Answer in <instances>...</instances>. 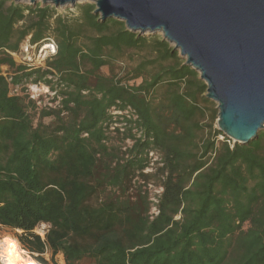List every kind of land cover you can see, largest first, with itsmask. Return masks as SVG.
I'll return each mask as SVG.
<instances>
[{
    "label": "trees",
    "instance_id": "16d2710c",
    "mask_svg": "<svg viewBox=\"0 0 264 264\" xmlns=\"http://www.w3.org/2000/svg\"><path fill=\"white\" fill-rule=\"evenodd\" d=\"M79 8L66 18L54 5L0 0V226L19 230L40 264L46 252L65 264H264V129L233 142L169 42L101 20L91 2ZM28 35L55 41L44 66L8 52ZM131 49L151 56L119 76ZM28 84L50 89L54 106ZM151 150L159 159L144 172ZM138 177L162 187L153 216Z\"/></svg>",
    "mask_w": 264,
    "mask_h": 264
},
{
    "label": "water",
    "instance_id": "95a60500",
    "mask_svg": "<svg viewBox=\"0 0 264 264\" xmlns=\"http://www.w3.org/2000/svg\"><path fill=\"white\" fill-rule=\"evenodd\" d=\"M54 6L91 2L101 20L160 32L206 84L217 128L246 144L264 129V0H14Z\"/></svg>",
    "mask_w": 264,
    "mask_h": 264
},
{
    "label": "rangeland",
    "instance_id": "374dc122",
    "mask_svg": "<svg viewBox=\"0 0 264 264\" xmlns=\"http://www.w3.org/2000/svg\"><path fill=\"white\" fill-rule=\"evenodd\" d=\"M39 2L40 1H37L36 3H39ZM83 3H84L83 1H79V2H76L75 5H73V6L72 5L55 6L56 13L57 14H61L62 16L66 17V18H74V17H76L80 13L79 5L80 4H83ZM144 35H146V36H151V35H154V36L155 35L162 36V34L160 32H157V33L145 32ZM149 56H151V55L148 53V51L146 49H143V50H136V49L127 50L123 54L122 58H120L117 61V63L115 64V71L118 73L119 76H124V75L127 76L126 72L128 70H130L133 66H135L139 62L140 59L145 58V57H149ZM28 58L32 59V61L35 63V65L36 64H42V62H38V60L36 61L35 56H33L31 54L28 55ZM180 58H181V60L184 61V58H182V57H180ZM14 59L18 63L19 62L22 63V61H23L20 55L19 56H15ZM1 71L5 75L9 72V70L7 69L6 66H2L1 67ZM101 72L107 74L109 72V68L107 66H104V67H102ZM139 81H140V79H136V80L129 81V83H134V82H139ZM30 92L34 95L35 98H38V97L42 96L41 101H39L40 104H42V105H48V106H54V104L52 102H50V98L52 97L53 93L50 91V89L46 88L45 85H39L37 88H35L33 90H30ZM210 102H212L214 104V107L217 109L216 103L213 102V101H210ZM216 119H217V116L215 117V121H214V124H213V126L215 128H217ZM207 120H208L207 117H205V119H203V121H205V122H207ZM112 132H114V131H112ZM221 138H222V136H219V139H221ZM126 142L127 143H130L129 140H127ZM151 171H153V169ZM149 172H150V170H149ZM150 182L153 183V181H150ZM139 183H140V185H142V189L143 190H145L146 188H148V185L146 183L142 182L141 178L138 177L136 179L135 183H134L133 189H136L137 186L139 185ZM153 184H155V183H153ZM155 186H157V185L155 184ZM153 187L154 186L149 187L150 190L153 191ZM19 233H20L19 230H12V229H8L6 227H1L0 226V244L3 242V240L5 238L11 237V238L15 239L16 242L19 244V247L23 251V255H25L29 259H33L34 260L35 259V256H38V254H36V253L31 254V253H29L28 251H26L22 247V245L20 244V242L17 240V237H16V235L19 234ZM42 256L47 260L48 264H65L64 263V259H63V257H62L61 254H56L54 256V258H51L50 253L49 252H46ZM0 264H3L2 261H1V258H0Z\"/></svg>",
    "mask_w": 264,
    "mask_h": 264
},
{
    "label": "built area",
    "instance_id": "2783aa9c",
    "mask_svg": "<svg viewBox=\"0 0 264 264\" xmlns=\"http://www.w3.org/2000/svg\"><path fill=\"white\" fill-rule=\"evenodd\" d=\"M30 35H28L20 44V48L19 51H8L13 58H15V56H21L22 63L23 64H27L30 66H44L45 65V61L50 58L53 54H55L56 52V43L53 40V38L51 37H47L45 41H43L42 43H30ZM33 55L36 58V61L38 60V62H42V64H36L32 61V59L28 58V55ZM39 85L36 84H28V93L30 94L31 97H34V95L30 92V90H33L35 88H37ZM47 88V87H46ZM35 98V97H34ZM148 157H149V165L144 169V172L147 171H151L153 169V164L156 160L159 159V156L157 154V152H155L154 150L149 151L148 153ZM148 188H146L148 191V198L151 201V207L149 210V214L150 216H153L155 214H157L158 209H157V202H158V198L159 195L162 191V187L161 186H155V184L148 182L147 183ZM154 186L153 187V191L150 190L149 187ZM50 227L49 223L46 222H41L39 223L35 228H34V232L36 234H38L42 239L45 237L46 232L48 231ZM31 258V257H30ZM35 260V259H34ZM2 261V260H1ZM36 261V260H35ZM3 263V261H2ZM4 264V263H3ZM36 264H40L36 261Z\"/></svg>",
    "mask_w": 264,
    "mask_h": 264
},
{
    "label": "bare ground",
    "instance_id": "6f19581e",
    "mask_svg": "<svg viewBox=\"0 0 264 264\" xmlns=\"http://www.w3.org/2000/svg\"><path fill=\"white\" fill-rule=\"evenodd\" d=\"M0 258L4 264H36L35 260L23 255L15 239L7 237L0 244Z\"/></svg>",
    "mask_w": 264,
    "mask_h": 264
}]
</instances>
